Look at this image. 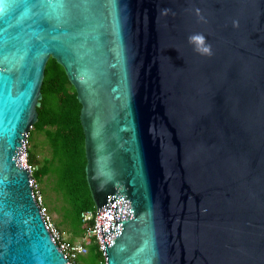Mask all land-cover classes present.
Returning a JSON list of instances; mask_svg holds the SVG:
<instances>
[{"label":"water","instance_id":"1","mask_svg":"<svg viewBox=\"0 0 264 264\" xmlns=\"http://www.w3.org/2000/svg\"><path fill=\"white\" fill-rule=\"evenodd\" d=\"M49 58L105 264H264V0H0V264H71L21 162Z\"/></svg>","mask_w":264,"mask_h":264},{"label":"trees","instance_id":"2","mask_svg":"<svg viewBox=\"0 0 264 264\" xmlns=\"http://www.w3.org/2000/svg\"><path fill=\"white\" fill-rule=\"evenodd\" d=\"M41 94L38 119L28 133L27 143L33 130L43 132L50 155L38 163L33 151L27 152L29 164L36 167L32 177L38 184H44L40 190L45 204L48 203L45 188L49 186L53 192L49 200L53 210L61 213L57 225H63L73 237L83 236L92 220L83 222L81 213L95 210V205L85 176L84 133L79 119L81 105L63 67L53 58L46 63ZM86 246V255L79 256L75 264H105L92 239Z\"/></svg>","mask_w":264,"mask_h":264},{"label":"built area","instance_id":"3","mask_svg":"<svg viewBox=\"0 0 264 264\" xmlns=\"http://www.w3.org/2000/svg\"><path fill=\"white\" fill-rule=\"evenodd\" d=\"M27 141H26V151L23 153L21 157V162L23 165L28 167V170L30 174L32 175L33 170H35V166L29 164L27 160ZM32 192L34 199L36 200L37 204L39 205V210L41 213V216L43 220L45 221V224L47 226L48 231L51 234L52 239L57 244L59 250L63 252L65 257L68 259V262L71 264H75L79 256H83L87 253L88 248L86 246V242L89 239H92L95 244L97 245L98 250L102 254L104 258V254L101 249V244L98 236V219H97V212L95 210H87L81 213L82 221L87 222L92 220V224L87 227L85 233L83 234L82 239L83 242H70L69 240L65 239L63 232L57 228L53 221L51 216L48 213L47 208L44 205L43 202V196L41 193V190L38 187V183L35 181V179L32 177Z\"/></svg>","mask_w":264,"mask_h":264},{"label":"rangeland","instance_id":"4","mask_svg":"<svg viewBox=\"0 0 264 264\" xmlns=\"http://www.w3.org/2000/svg\"><path fill=\"white\" fill-rule=\"evenodd\" d=\"M29 150L33 151V153L36 155L37 162L40 163L44 157H48L50 155V149L49 145L46 141L45 135L41 131H36L33 130L31 132V135L29 137V143L27 144V152ZM35 166V165H34ZM39 189L44 187V184H38ZM45 190L47 191L48 198L47 201L48 203H44L45 207L48 210L49 215L52 218V221L54 225L62 230L65 239L67 240H72L73 242H83L84 240L82 239L83 236H76L73 237L71 232H69L68 229H66L63 225H57L59 220H61V213L60 211L53 210V204L50 202L49 198H53V192L51 191L50 187H46ZM44 202V199H43ZM59 203H57V206ZM86 255V254H85Z\"/></svg>","mask_w":264,"mask_h":264},{"label":"clouds","instance_id":"5","mask_svg":"<svg viewBox=\"0 0 264 264\" xmlns=\"http://www.w3.org/2000/svg\"><path fill=\"white\" fill-rule=\"evenodd\" d=\"M167 12L168 10H163ZM189 43L194 46V50L200 55L211 56L212 47L206 43V37L202 33H196L189 36Z\"/></svg>","mask_w":264,"mask_h":264}]
</instances>
